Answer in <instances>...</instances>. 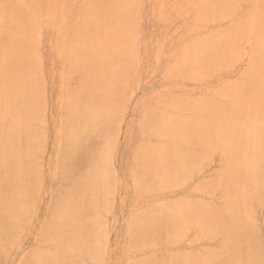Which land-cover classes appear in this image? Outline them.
Here are the masks:
<instances>
[{
    "label": "bare ground",
    "instance_id": "6f19581e",
    "mask_svg": "<svg viewBox=\"0 0 264 264\" xmlns=\"http://www.w3.org/2000/svg\"><path fill=\"white\" fill-rule=\"evenodd\" d=\"M211 1L213 0H206L207 3ZM234 1L235 0H216L214 3L211 2L212 4H208V6L215 4L217 8L215 7L216 9L213 8V10L214 9L215 11L218 10L216 14H214L215 17H217L218 15L219 16L221 15L220 17H222V14H220V12L222 13L223 11V13L225 14L224 12V10H226L225 8L227 6L233 7ZM246 1L247 0H245V2ZM133 2L135 3V0H83L82 3L77 8H75V10H73V12L70 14V20H71L70 34L66 38L67 47L65 48L68 57H67L66 63L64 64V68H63V74H62L63 87L61 89V94H60L62 96V99H61L62 101L60 100L61 104L59 107V112L56 111L57 113L60 114V118L53 121L54 129H53V135H52L53 140L51 143L52 155H50V158L48 159L49 161H51V165H50L49 170L46 171L44 175H41V170H40L41 166L37 165L35 156H36V152H38L41 149L42 142L45 140L44 132H42L41 127L37 125L38 122L40 123V126H41V123H43L42 122L43 119L40 115L42 113L41 108H42V111L44 109L43 103H44L45 98H43L44 97L43 95L44 92L42 91L43 87H41L42 85L40 86V82L42 81L39 80L41 79L39 75L40 62L38 60L36 53L34 52V49L36 48H34V45L31 40L33 33H36V32H34V29L30 25L35 15V12L32 8L38 7L41 5H39L38 3V5L34 6L36 4V0H25L24 5L21 4V0H0V242L3 244L2 245L3 250L0 249V251H3L5 253L7 250L6 251L4 250L7 247L4 245V243L9 242L6 244L7 246H9L8 244H10L11 246L12 245L11 242L14 241V239L13 241L11 240L13 238L12 233L14 231L21 232V230L19 229H21L23 222L25 221L24 222L25 224L29 222L28 221L29 219L27 218L28 216L27 213L30 211L29 213L30 216L28 217H31L32 215L31 209L33 207V204H36L34 201L35 200L34 198H37L38 196H39L40 204L37 207L38 210L35 213L36 214L35 219L32 222H31L32 220L31 219L29 222L31 224L33 223L32 228H31V233L35 232L36 235L38 236L34 240L36 241L35 243L40 242L41 244H43L46 242H60L61 243L60 246L62 247V245L66 244L68 240H70L69 242L73 243V246H76L74 244L82 242V240L87 243L89 242V240H91V238L88 237L87 230H91L89 232L92 233L93 237L95 236L93 233L95 232L94 230H96L95 228H97V231H98L99 228L96 227V225L94 226V224L97 223L95 221L97 219L93 220L95 221V223L92 221L94 224H92V222L90 221L91 218L93 217L92 219H94L95 216H92V217L90 216L86 218L88 220L90 218L89 221L91 223L88 221L87 223L90 225L92 224L94 226V227L91 226L92 228H89L90 225H87L86 221L83 222L81 212L84 209H88L92 204H93V208L96 209L97 204L93 202H96L97 200H98L97 203L100 202L101 205L103 204L101 201L104 200L103 205L104 206L107 205L105 204V202H107L106 200L108 199L106 193L109 194L108 192H111V189H112L111 188L112 184L110 183L111 181L109 182L110 185L105 183V182L108 183L107 180L110 177H108L107 175H110V174L106 173V176L108 179H104L105 182L102 181L103 179H100V178L96 179V177H98L97 174H99V177L101 178H106V176L102 175L103 172H100V170L101 169L103 170V168L99 167L100 170L98 169V165L102 166L103 164L102 165L99 163L97 164L96 161H97L98 153L100 152L99 149L104 148L103 146H105L103 144L106 142L105 135H103L104 129L107 128L108 130H110V132L107 130L109 132V133L107 132V134H109V137L111 136L110 135L111 132H113L112 134H114L117 131L115 127L113 128L109 125V124L112 125L114 124V122H117V121L115 119H112L113 121H110V117L108 119V115H109L108 113L112 112L111 110H113V106H115L114 105L115 99L117 100L120 98L123 99L124 97L122 94L119 95L120 93L118 92V89L122 88V85L120 87L122 78L118 79V76L119 75L120 77L122 76L120 72L121 70L125 68V66H127L126 69L129 67L128 64H129L130 58L128 54L126 55V52L128 53L127 50L130 49L129 48L130 42H131L130 40L133 41L134 39V38L132 39L129 38V36H131L130 35L131 33L129 31L132 26V14H133L132 12H134ZM236 3L238 4V5L236 4V7L238 9L239 7L242 9V7L244 6V5L240 6L241 4H239L238 1ZM251 4L252 3H250V5ZM136 5L137 4H135V6ZM202 5H204V3L201 4V6ZM256 7H255L256 9L254 10V16H253L255 18L253 20V23L251 24L252 25L251 28H250L251 25L250 26L247 25V23L250 24V22H247L246 19H238L240 17L237 14L238 16L236 17L237 20L236 18L232 20L233 22L232 24H230L228 27L224 29L222 28L218 32L216 31V33L214 32V35H216V37L208 34L209 36L204 35V37H198V39H195L194 41H191L188 44L185 43L186 45L184 44L185 46L183 47H185L188 54L185 56L184 59L179 58L177 56L178 58L177 60L174 59L176 61L173 62L174 63L173 65L178 64L179 66L182 67L181 69L182 71L184 70L189 71L188 73H191L190 71L192 70L194 71L196 68L198 67L200 68L205 65H208L209 67L211 66L210 69H212L216 67L218 63L225 60L226 58L233 55L234 53L236 55V52H238L239 46H240L239 44H237L238 39L246 40L245 43L247 42V40L250 43L253 42L252 45L254 47L250 46V48L251 47L252 48L249 50V52L250 51L258 52L262 55L259 57V59L249 61V65L245 68L243 73H239L240 76L238 75L239 77H241V80H237V82L235 81L234 83L232 82L230 85L224 88L221 87V89L222 88L223 89L220 90V94H223L224 96L228 97V101L226 103L215 100L212 97L209 98V97H204V96L199 97L192 102L187 101L186 103L187 112L183 116L185 117L184 122L181 125L178 124L180 127L182 126L180 128L182 130H179L178 125L174 126L176 122L172 118H170V120H172L170 121L166 117L167 115L163 116V114H165L166 112L164 113V111L163 112L161 111L163 113L161 114V112L159 111V113L162 115V118H161L159 116L160 114H158V112L154 110L153 113L156 115V117L159 116V118L162 119V121L159 120L161 122V126L155 124L159 127V129L156 127L158 131L162 129V132H174V133H179L182 135H180V138L175 140L176 141L175 143L168 142L170 143L169 145L165 144L166 146L165 148H167V151L164 152V154H159L158 156H160V158H158L157 156L156 158H152V160L148 162V164L142 170L143 173L141 174V178H140L142 179V183L141 182L138 183V185H140L141 187L146 182H148L149 184L153 182L154 184H156L155 189L156 188L158 189L159 187L161 189H165L167 187L166 181L168 177L171 178L172 176L171 179L168 178L169 180L172 181L173 178L179 179L180 175L187 173V171H191L195 168L200 169V166L203 164V162L205 160H208L209 158L211 159L212 158L211 156L214 154L215 151H217L224 158V162L222 161L224 163L222 171L220 173V176L218 175L219 177H221L218 184L220 185L224 184L225 191H228L229 194L232 195L231 199L230 200L228 199L229 201L223 208H218L215 206L218 209L216 208L211 209L210 206H208L207 208V205L204 206L203 204L200 203L202 199H200V201L198 200L201 205L200 207H197L199 203H197L198 205L194 203L195 206L193 205L192 201L191 203H189L190 200H188V203L185 201L187 204L184 202H181L182 207L178 205L176 200L173 201V203L171 202L172 200L171 201L169 200L170 202L166 201L167 203L165 201H159L158 204H160V202L164 203L165 205L164 204H161V205H163L165 209L167 208V211H169L168 212L169 214L164 213L163 208L156 207L158 208L157 210L161 212V213L159 212L161 216L158 214V211H156L155 208H153V210L152 208H148L149 210H152V211H149L147 208H146L147 210L140 209L139 210L140 213H138L139 215L134 217V219L138 223L133 222V224L135 223L138 225L136 227L131 225L132 230L130 229L132 233H134L133 234L134 237L138 235V238L143 239V242H144L146 238L151 239L150 237L154 236L152 235L153 234L152 229L159 228L161 229V232L158 231L159 229L154 230L153 231L154 233L155 231H157L158 233V234L155 233V235L158 236V239H156L157 237L154 236L152 237L151 242L148 241L147 243L146 242L147 240H146L144 244L137 237L133 239V235H130L132 237V239L130 238V242H132V244H134L135 247H139V246L141 247V244L143 246H147V244L151 245L152 242L155 243L157 240L158 241L157 243H155V245L159 246L160 241L162 240L164 241L163 239L164 237H161L162 230H163L164 235L166 234L171 235V237L166 236V237H169L170 239L172 238V234H170V232L174 233V231L172 230L171 231L168 230L170 232L166 230L168 229V227L166 228L165 226H169L166 223H170V222L173 223L174 220L176 223L179 220L180 223L179 222H177L178 224L173 223L178 227L181 226L180 228H177V230L179 231L181 228H183L182 226L185 225V223L188 222L187 224H189L190 220L193 219L194 224L198 222L200 225H202L206 229L205 230L206 235L209 234L208 232L210 231H215L214 236L217 235V232L220 233L219 235L222 236L221 238L222 244H220L221 248H219L218 250L214 248L215 251L213 250L214 253L211 252L212 254L208 255L209 258L202 260V261H199L200 260L199 259L198 260L199 263L196 258H192V260H194L195 263H191V264H243V263L245 264L246 262H247L246 264H262L263 263V262L262 263L259 262L260 257H258V251H257V249L259 250V248H257L259 237L256 234L257 231L255 229V226L252 220V214L250 213L253 211L254 208L256 209L259 204L264 203V88H263L264 86V0H257ZM233 8H235V6ZM231 10L233 11V9H230L229 12L232 13ZM237 10H235L236 13L237 12L240 13ZM243 10H245L244 7H243ZM245 11L247 13L250 11L251 13L252 9H249V10L246 9ZM229 12H228V15L231 14ZM195 13L196 11L194 12V16H195ZM204 13L205 12H203L202 14ZM134 14L137 15V13H134ZM206 14L209 15L208 13H205V15ZM204 18H206V16ZM210 19H215V18L210 17ZM218 19L220 20V18ZM221 19L224 20L226 19V17L221 18ZM199 20L201 21V19ZM227 20H228V17H227ZM204 21L207 22L206 20ZM210 22H212V20H210ZM58 31L60 33L59 29ZM57 34L58 33H56V35ZM35 40L36 39H34V41ZM245 43L243 42V45ZM245 45H247V43ZM247 46H249V44ZM157 49L159 50V47ZM242 50H244V48ZM130 51L131 49L129 50V53H131ZM61 52L63 51L61 50ZM243 54L246 56L245 53ZM241 55L242 54H240L239 56ZM242 56L240 58H242ZM154 57L158 58V56H154ZM169 57H173V56L169 55ZM180 57H183V56H180ZM232 58L235 59L236 57L232 56ZM232 58H230L231 61H232ZM133 59L131 57V60ZM132 62L134 63V61ZM222 66L223 65H221V68ZM168 68L169 67H167V69ZM164 69L166 70V68ZM177 69L179 68H176L175 71ZM122 72L125 73L126 71H122ZM166 72L168 71L166 70ZM173 72L171 73L173 74ZM177 73L179 72L177 71L176 74ZM188 73L183 74L180 72L179 74L187 75ZM182 75H178V76H180L181 78L183 77ZM201 75L202 74H199L198 78ZM243 77H246V78L243 79ZM129 81L128 82L122 81V83L125 82L128 85ZM205 81L206 80H204L203 82ZM244 92H246V96L243 98L241 97V94H243ZM118 95L120 96V98L119 97L117 98ZM217 96L218 94H216V97ZM173 98H175V96ZM180 98L181 97L177 99L179 100ZM177 99L176 101H178ZM123 100H125V97ZM167 101H168V105L165 104L164 102H160V103L164 104V106L167 105L170 108L172 106L171 104H174L173 103L174 100L168 99ZM169 102L171 104H169ZM182 103L183 102L181 101V104ZM176 106L177 105L174 104V107ZM117 107L118 106H116V108ZM172 109H178V108H172ZM188 110H189V113H188ZM119 111H121V108ZM146 112L149 113L150 111H146ZM173 121L175 123L171 125ZM148 122H150V120ZM160 122L158 124H160ZM107 125H109L111 128L109 129ZM115 126L118 127L117 124ZM147 130L145 129L144 131H147ZM152 131L154 130L152 129ZM144 135L146 134L144 133ZM148 136H151V134H149ZM114 137L115 136H113L112 138ZM157 139H159V137ZM110 141H111V138H110ZM144 142L141 145L139 144L138 146H142L143 144H144L143 146H147L145 145L147 141L145 143ZM158 143L156 142L153 144L158 145ZM151 144H148V145L151 146ZM109 145H111V142ZM140 150L142 151L143 148H141ZM156 154L157 153H155V155ZM134 156H136V154ZM107 158L108 156L106 157V159ZM109 161H110V158H109ZM219 162L220 161H218L217 163ZM107 165H110V164H107ZM103 166L107 167L105 164ZM94 170L95 171L99 170L98 171L99 173L97 172L96 174ZM93 171L95 172L96 177H94ZM140 171H137V172L141 173ZM218 176L216 175L214 177H218ZM32 179L35 181V182L32 181L33 183L31 182L33 186L34 185L38 186V188L34 187L36 188V190L31 186L32 184H30V181ZM198 180H201L200 185L202 184L204 185L207 183L206 181L208 179L206 178V181L205 179H202V178ZM202 180L205 183H202L203 182ZM213 180L217 181L216 179H213ZM99 181H102L101 185L100 183H98ZM157 182L160 185H158ZM173 182H174L173 185L176 186L177 181L173 180ZM200 182L198 181L196 182L197 184L196 187L199 186ZM95 184L99 186L98 187L99 191L103 193L102 194L103 196L102 195H98L99 197L97 196L96 201L93 200V198L96 197V194H94L95 192L94 193L92 192L93 189L97 188L96 187L97 185L95 186ZM138 185L133 186V188L137 187L136 189L142 190L143 187L145 186L144 185L140 188L138 187ZM150 185L148 186L154 187V185L152 184ZM170 185L172 186L171 183ZM102 186L105 189H106V186H107V189L109 186L110 191L107 190L106 192L103 189L104 192H102L101 190L103 188ZM144 188L147 191V188L146 187ZM152 189H150L149 191H153ZM143 190L141 191L142 193H143ZM182 190L183 189H181L180 191ZM194 190L192 192H195ZM146 191L144 192L146 193ZM209 191L211 192V190ZM224 193H227V192H224ZM88 194H90L91 196H93L94 194L95 196L91 197ZM193 200L195 199L193 198ZM42 203H44L43 206H42ZM183 203L187 207L184 206ZM47 204L51 208V210L48 212H47L48 209L46 211L45 209L43 210V207ZM122 204H123V200H122ZM176 204L178 207H176ZM204 204H207V203L205 202ZM210 204L214 206V204L212 203ZM166 206H169V207H166ZM178 208L181 212L178 210ZM99 209L97 208V210ZM197 209H199V211ZM176 210L178 211L177 214H180V215L181 213L184 214V215L183 214L181 215V218H179L180 216L177 215L178 220H176L177 218L175 216ZM84 211L86 213L90 212L89 210H87L88 212L86 210ZM146 211H147L148 217L145 214ZM148 211L152 212L153 215L149 213ZM91 213L92 212H90V214ZM148 213L150 215H148ZM171 213L173 216L171 215ZM185 213L189 214L190 216H188ZM157 214L158 216L164 217V218L166 217L165 215H167L166 219H169L170 221L168 222L166 221V219L158 217ZM78 215L81 217L82 220L78 218L79 217ZM91 215H93V213ZM125 215H128V214H125ZM188 217H191V218H188ZM261 218L263 219V217ZM78 219H80V221ZM154 219L157 221H155ZM172 219H174L173 222H172ZM262 219L261 221L263 223L264 220ZM193 220H191V222H193ZM76 221L82 222L83 224L81 225L78 224L79 226L75 225L76 227L72 226L76 223ZM165 221L166 223L163 224V222ZM84 223L87 225V230H85L86 226ZM68 225H70L71 227L69 228ZM161 225L165 228L160 227ZM65 227H68L69 230ZM185 228L187 229V225ZM185 228L183 229L185 230ZM65 231L70 232V233H67ZM131 231H130V234H132ZM164 231L168 233H165ZM205 231L202 230V232H205ZM63 232L66 233L65 235L66 237L62 235ZM100 233L101 231L99 230V236L103 239V237L105 236L102 237L103 232L101 234ZM200 234H197V236H199ZM67 235H69L70 237L68 236L69 237L68 238ZM177 235L179 236V234ZM202 235L203 234H201L200 236ZM62 236L65 238H63ZM194 236H196V234H194ZM100 237L98 238V236H96L95 239L98 238L101 240ZM136 238L138 239V241L139 240L141 241V244L135 241ZM65 239L67 241H65L66 243L63 244L62 242H64ZM94 240L89 242V244L93 243V245L91 244L93 248H94V242L96 241ZM104 240L105 239H103V241ZM120 240H119V243H121ZM134 241L136 244L134 243ZM165 241H168V240H165ZM261 241H262V238H261ZM98 243H102V240L101 242L98 241ZM162 243L164 244L165 242H161V244ZM82 245L85 246V243ZM152 245L154 246V244ZM60 246L58 247L59 248L58 250L60 249L61 251L64 250V248L63 247L61 248ZM69 246H72V245H69ZM97 246L101 248L100 245H97ZM262 246H259V247H262ZM34 247L36 248L35 245ZM88 247H90V245H88ZM37 248L38 250H42V247H37ZM131 248H132V245H131ZM54 249L56 250V248ZM86 249H87V246L85 250ZM102 249L103 248H101L100 250ZM132 249H134V246ZM206 249L209 250L208 248ZM32 250L34 252L35 249H32ZM200 250H202V248ZM49 251L48 250L46 251L48 256L46 253H43L44 251L43 252L41 251L42 252L41 255L43 256L44 254L46 255L44 256V261L46 259L45 264H53L54 260L56 259L57 261L55 262L60 263V264L62 262L61 260H64L65 263L63 264H73L74 262H69V261H73V259L79 260L75 262L76 264H81L80 262L83 263V261L77 257L78 253L76 251L75 252L77 253V255L73 252V254H75L76 256L75 258L74 257L72 258L73 254L70 253L71 260L69 261L68 259L70 258H67V260L65 261V258H66V257L64 258L65 254L63 255L64 259H62L61 254H59V257H61L60 259L58 257V253H60L61 251H55L54 254H56L57 257L55 255L56 257L55 259L52 256L54 258V259L52 258V261H53L52 262L48 260L49 258L47 257L51 256V253L53 251H50V252ZM210 251L211 250H209V253ZM66 252L69 253V251H66ZM82 252L83 251H81V253ZM98 252L101 253L100 251ZM195 252H198V250H195ZM38 253H37L38 254L37 256L41 257L40 252ZM83 253L85 254L87 252H83ZM88 253H92V252H88ZM99 253H97V255H99ZM180 253L181 252H179V254ZM167 254L168 256L169 255L172 256L173 252L171 253L169 252ZM155 255L158 256V254H155ZM82 256L85 257V255L83 254ZM151 256L149 259H151L152 261H149V259L145 260L143 257L142 260L141 259L133 260L129 262L128 264L133 263V262L134 264L136 263L137 264H144V263L150 264V262L152 264H155L156 262H154V260L159 262V263L157 262L156 264H164V263L167 264V262L169 261L173 264V262H175L178 258L175 256L176 259L175 257L173 259L170 256L168 259L169 261H168L167 259L163 260V257L161 256V254H160L161 257H159V260L156 259L155 257L152 258ZM31 257L33 258L34 256H31ZM40 257H38V259ZM42 258H40L39 261H42ZM26 259L28 260L29 263L26 262L27 261ZM26 259L25 261H22L24 262V264L25 263L26 264H37L33 262L31 258H30L31 260L29 259V257L27 258V256H26ZM178 259L179 261L182 259L183 262L180 261V263L182 262L183 264H185L186 262L187 263L191 262V260L187 258H184V259L178 258ZM139 260L143 261V263ZM172 260H175V261L172 262ZM22 262L21 264H23ZM177 262H175L174 264H177Z\"/></svg>",
    "mask_w": 264,
    "mask_h": 264
},
{
    "label": "rangeland",
    "instance_id": "374dc122",
    "mask_svg": "<svg viewBox=\"0 0 264 264\" xmlns=\"http://www.w3.org/2000/svg\"><path fill=\"white\" fill-rule=\"evenodd\" d=\"M82 1L83 0H40V1L36 0V4L34 6L38 5V3L41 6H38V7L33 6L34 8H32L35 12V15H34L33 20L31 21V24L30 23L29 24L32 26V28L34 29V32H36V33H33L31 40H32V43L34 45V48H36V49H34V52L36 53L38 60L40 62L39 75H40L41 79H39V80L42 82H40V81L39 82H40V86L42 85L41 87H43V90H42L44 92L43 98H45L44 103H43L44 109L42 111V108H41L42 113L40 115L43 119L42 120L43 123H41V126H40L39 122L37 124L39 127H41L42 132H44V137H45L44 141L45 142L44 141L42 142L41 149L38 152H36V156H35L37 165L41 166V169H40L41 175H44L45 172L48 171L50 168L51 161H49L48 159L50 158V155H52L51 143L53 140V136H52L53 135V129H54L53 121L60 118V114L57 113L56 111L59 112V107H60V104L62 101L61 100L62 96L60 94H61V89L63 87V81H62L63 68H64V64L66 63L67 57H68L65 48L67 47L66 38L70 34V27H71V25H70V22H71L70 14L73 12V10H75V8H77L82 3ZM139 1L135 0V3L133 2V4H134L133 5V11L134 12H132L133 13L132 14V26H131V29L129 31L131 33L130 35L132 36V37L129 36V38L130 39L134 38L133 41L130 40L131 42H130V46H129V48L131 49L130 52L133 55L131 53H129L130 49H128L127 50L128 53L126 52V55L128 54V56L130 58V59L128 58L130 65L128 64L129 67L127 69H126L127 66H125V68L123 70H121L120 74L123 77L122 76L120 77V75L118 76V79L122 78L121 79L122 81L128 82L130 80L128 85L125 82L122 83V81H121L120 87L122 85V88H120V89H122V90L118 89V92L120 93L119 95L122 94L125 97V100H123L124 97H123V99H121L119 95L117 96V98L119 97L120 99L117 100V99H115L116 98L115 97L114 98L115 99V101H114L115 106L112 105L114 111L110 109L112 112L109 110L111 113H108L109 114L108 119L110 117V121H113L112 119H115L117 121V122H114V124H112L114 126H112L111 124L108 123L111 127H113V128L115 127L117 129V131H116L117 133L115 131H114L115 132L114 134H112L113 132L110 133V135L112 137L115 136L114 137L115 139H114L111 136L109 137V134H107V132L108 131L110 132V130H108L107 128L104 129L103 135H105V141L106 142L103 143L105 145V146H103L104 148L99 149L100 152L98 153V157H97V161H96L97 164L98 163L101 165L105 164L107 166V167H105L103 165L102 166L98 165V169H99V167L100 168L102 167L103 168V170L101 169L102 171L99 169L100 172H103L102 175L106 176V173L110 174L107 176L110 177L109 179H111V180H109L107 178V176H106V178L99 177V174H97V172L99 170H97V171L94 170L96 172V174L98 175V177H96V174L93 171L94 177H96V179L97 178L103 179L102 181H104V179H108L107 180L108 183L105 181L104 182L106 184H109V185H110V183L112 184L111 192H108L110 195L106 193L108 199L106 197L107 202H105V204H107L108 206L103 205L104 200L103 201L99 200L103 203L102 204L103 206L101 205L100 202L97 203L98 202V200L96 199L97 196L102 195L103 193H101L99 191V189H98L99 186L97 184H95V186L97 185L96 186L97 188L93 189L92 192L93 193L95 192L94 194H96V197L93 198V200H95V201L97 200V201L96 202L92 201V202L96 203L97 207L94 206V207H96V209L93 208V204H92L89 208L87 207L88 209H84L86 211L87 210L90 211V209L92 207L93 211L91 209L90 212H92L93 215H91L92 213L90 214V212H88V211H87L88 213H86L84 210L81 212L83 222H85V221H86V223H87V221L92 222L93 220L97 219V220H95L97 223H95V221H93L95 224L92 222V224H94V226L96 225V227L99 228L98 231H97V228H95L96 230H94L95 232H93L95 235L94 237L92 236V233L89 232L91 230H87V225H90V224L87 223V225H86L84 223L86 226L85 230L88 231V233H87L88 237L91 238V240H89V242L93 241L96 238V236H98V238L100 237L99 236V230L101 231V233L103 232L102 237L105 236V237H103V239H105V240L103 241V239L100 237L102 240V243H98V241L101 242V240L97 238L98 239V241H97V239H95L96 241L94 240L95 242H94V248H93V246H91V244L93 245V243L89 244V242L87 243V242H84L82 240V242H79V243L76 242L77 244H74L77 246L76 247V246H73V243L69 242L70 240H68V242L66 243L65 241H67V240L65 239L64 242H62L63 244L66 243V244L62 245V247L64 248V250H62V251H61V249L58 250L59 249L58 247L61 245L60 242H46L43 244H41L40 242L35 243L36 241H34V240L38 236L36 235L35 232L31 233V228H32L33 223L31 224L29 222L31 219H32L31 222L35 219V216H36L35 213L38 210L37 207L40 204V200H39V196H38L37 198H34L35 199L34 201L36 204H33V207L31 209V211H32L31 217H28V216H30V214H29L30 211L27 213V215H28L27 218L29 219L28 220L29 222L26 223L27 225L24 223L25 222L24 221L21 229H19V230H21V232L14 231L15 233L14 232L12 233L13 238L11 237L12 238L11 240L13 241V239H14V241L11 242V244H12L11 246H10V244H8L9 246H7L6 243H9V242L4 243V245L8 249L7 248L5 249V247H4V249H5L4 251L7 250L5 253L3 251H0L1 252L0 257H1V259H3V260L0 259L1 260L0 262H2L0 264H21L22 261H25L26 256H27V258L29 257V259L31 258L33 260V262H35L37 264H43V262L45 264L46 259L44 261V256H46V255L44 254V256H43V255H41V253L44 251L43 253L47 254V252H46L47 250L53 251L51 253V256L47 257V258H49L48 260H50V261H52L53 257L56 259L57 255L54 254L55 251H61L60 253H58V257H59V254H61L62 259H64L66 257L65 261L67 260V258H70V259H68V261L71 260V254L70 253L73 254V252H74L76 255L78 253L77 257L83 261V263L80 262L81 264H126V263L128 264L129 262H131L133 260H138V259L142 260L143 257L145 260H147L150 258L151 255H152L151 256L152 258L155 257L158 260H159V257H161V256L163 257V260H166V259L168 260L171 255L168 256L167 253L173 252V255L174 254H176V255H174V256L172 255L171 258L174 259L175 256L178 258H183V259L187 258V259L191 260L190 263L188 262L189 264H191V263H195L194 260H192V258H196L197 261L199 259H200L199 261L205 260V259L209 258V256H208L209 254L211 255L212 253H214V251H215L214 248H216L217 250L219 248H221L220 244H222V239H221L222 236L219 235L220 233L217 232V235L215 234L216 236H214L215 231H210V232H208L209 234L206 235L205 234L206 229L202 225H200L197 221H196L197 223L194 224L193 219H191V220H193V222H191V220H190L189 224H187L188 223L187 222V223H185V225L182 226L183 228H185L187 225V229L185 228V230H184L183 228H181L178 231L177 228H180L181 226L178 227L175 225L177 222H179L177 215H179L180 216L179 218H181V215L183 213H181V215L177 214L178 211L176 210L175 216L177 218L176 220H178V221L175 223V220L172 219V222L174 220L173 223H175V224H173L171 222L166 223V221H168V222L170 221L169 219H166L167 215H165L166 216L165 218L160 217L161 212L159 210H157L158 208H163L164 213L169 212V211H167V208L165 209V207L163 205H161L164 203L160 202V204H158L159 201H165V202L167 201L168 202L169 200L170 201L172 200L171 202L173 203V201L176 200L178 205L181 206V202H184V203L187 202L188 203V200H190L189 203H191V201H192L193 205L195 206V204L199 203L200 199H202L200 201V203L203 204L204 206L207 205V208H208V206H210L211 209H214L216 207L223 208L227 204V202L231 199L232 195L229 194L228 191H225L224 184H221V185L218 184V182L220 181V178H221L219 176H220V173H221L223 165H224V163H223L224 158H223V156H221V154H219V152L215 151L214 154L211 156L212 160L210 158H209L210 160L209 159L205 160L203 162V164L200 166V169L195 168L191 171H187V173H185L186 175L185 174L180 175V177L182 176L181 179H180V177H179V179L177 178L178 175L176 177L177 179L173 178V180L177 181L176 186L173 185V183H174L173 180L172 181L169 180L172 178V176H171V178L168 177L169 179L167 178V181H166L167 187L166 188L164 187L165 189H161L159 187L161 190L159 188L158 189L156 188L158 191L155 189L156 184H154L153 182H151L150 184L154 185V187H149L148 185H150V184L148 182H146L147 184L146 183L144 184L145 186L142 185V186L147 188V191H146V189L143 187V189H145V190L142 189L143 193L141 192L142 191L141 189H136L137 187L133 188V186L138 185V183H140V182L142 183V179H140L141 174L143 173L142 170L145 168V166L148 164V162L150 160H152V158H156L159 154H164V152L167 151V148H165L166 147L165 144L169 145L170 143H173V142L175 143L176 142L175 140L180 138V135H182V134L174 133V132H162V129H160L159 131L157 130V128L159 129V127L157 125L161 126L160 121H162V119H161L162 118L161 114H163L162 112L164 111V113L166 112L169 114L168 115L165 113V114H163V116L167 115L166 117L169 120H170V118H172L176 123L173 121L171 125H173L175 123L174 124V126H175L178 124L181 125L184 122L185 117H183V116L187 112V107H186L187 101L192 102V101L196 100L197 98L204 96V97H209V98L212 97L215 100L226 103L228 101V97L224 96L223 94H220V90H222L224 87L230 85L232 82L234 83L235 81L237 82V80H241V77H239L240 76L239 73H243L245 68L249 65V61L259 59V57L262 55L258 52H253V51L249 52V50L252 48V47L250 48V46H253L252 45L253 42L250 43L247 40L246 43H247V45L249 44V46H247V45H245L246 40H244V39L239 40L238 39L237 44H239L241 46V48L239 46V50H238V52H236L237 56L234 53L233 55L226 58L227 60L225 59V60L221 61L223 64L221 62L218 63L219 65L217 64V66H216L217 68L214 67V68L210 69L211 66L209 67L208 65H205V66L200 67V68L198 67L194 71L193 70L190 71L191 73H193V74H191V73H188L189 71H186L184 69H183L184 71H182L181 70L182 67L179 66L178 64L173 65L174 64L173 62L176 61L178 57L184 59L185 56L188 54L185 47H183V46H185L186 44H188L191 41H194L195 39H198V37H204V35L209 36L208 34H210L211 36L216 37V35H214V32L216 33V31L218 32L222 28L224 29V28L228 27L230 24H232L233 23L232 20H234L236 17H238L237 14L240 17L238 19H246L247 22H250V24L247 23V25L250 26L253 23V20L255 18L253 16H254V10L257 8L256 7L257 0H247L246 2H245V0H235L234 6L236 9L233 8L234 6L233 7L230 6L231 8L229 6H227L225 8L226 10H224L225 14L223 13V11H222V13L219 11L220 14H222V17H220L221 15L220 16L218 15L217 17H215L214 14H216V12L218 11V10L215 11V9L217 8L215 4L208 6V4H212L211 2L214 3L216 0H213V1L208 2V3L206 2V0H196V1L195 0H139ZM158 1H160V2H158ZM237 1L239 2V4H241L240 6L244 5L243 7L245 8V10L246 9L247 10L252 9L253 13L252 12L250 13L251 10L247 13L245 10H243V7H242V9L239 7V9H238L236 7ZM248 1H250V2H248ZM198 2H199V4H198ZM24 3H25V0H21V4L24 5ZM203 3H204V5L201 6V4H203ZM250 3H252V4L250 5ZM135 4H137L138 7H137V5L135 6ZM206 4L208 7L206 6ZM213 8H215V9L213 10ZM229 8L233 9L235 14L232 10H231L232 13L229 12V10H230ZM197 10L200 12H198ZM235 10L239 11L240 13H238V12L236 13ZM195 11H196V13L194 16ZM202 11L205 13H208L209 15H207V14L205 15V13L202 14L203 13ZM211 12H213V13H211ZM228 12L231 13L232 15L229 14L230 15L229 16ZM134 13H137V15ZM210 13L213 14L214 16L211 15ZM201 16L202 17L206 16V18H204V17L202 18ZM210 17L215 18V19H210ZM224 17H226V19L222 20L221 18H224ZM227 17H228V20H227ZM218 18H220V20ZM136 19H138V20H136ZM199 19H201V21ZM203 19L206 20L207 22H205ZM210 20H212V22H210ZM236 20H237V18H236ZM251 27H252V25L250 26V28ZM58 29L60 30V33H59ZM199 32H200V34H199ZM56 33H58L59 35L58 34L56 35ZM34 39H36V40L34 41ZM252 41H253V39H252ZM243 42L245 43L244 45H243ZM158 47H159V50L157 49ZM181 48L184 50H182ZM243 48H244V50H242ZM61 50L63 52H61ZM241 50H242V52H241ZM156 51H157V53H156ZM172 52H174V53H172ZM243 53H245L246 56ZM240 54L243 55V56L241 55L242 58H240L241 57V56H239ZM165 55H167V56H165ZM169 55L173 56V57H169ZM154 56H158V58L154 57ZM180 56H183V57H180ZM232 56L236 57L235 58L236 60L233 59ZM131 57H132V59L133 58L134 59L131 60ZM230 58H232V61ZM174 59H176V60H174ZM132 61H134V63ZM134 65H135V67H134ZM221 65H223L222 68H221ZM164 66H166V67H164ZM172 66H174L175 68ZM218 66H220V67H218ZM167 67H169L168 68L169 70L167 69ZM164 68H166V70L168 72H166V70ZM176 68H179V69H177L175 71ZM208 68L210 69V71ZM156 69H158V70H156ZM122 71H126V72L124 73ZM177 71L179 73L181 72L183 74H186V73H188V74L187 75H182L179 73L176 74ZM171 72H173V74ZM204 73H205V75H204ZM199 74H202L200 76L201 78L200 77L198 78ZM178 75H182L183 77L180 78V76H178ZM127 76H129V77H127ZM184 76L185 77L187 76V77L185 78ZM174 77H175V79H174ZM245 78L246 77H243V79H245ZM197 79H198V81H197ZM204 80H206V81L203 82ZM221 87H223V88L221 89ZM263 88H264V86H263ZM215 93L218 94L217 97H216ZM174 96H175V98H173ZM245 96H246V92L241 94V97L244 98ZM142 97H143V99H142ZM179 97H181L179 100H181L183 102L182 104H181V101H179L177 99ZM224 97L227 99H225ZM163 99H164V101H163ZM166 99L167 100L168 99L174 100L173 103L177 106L174 107V104H171L169 102V104L172 105L169 108L167 106L168 101ZM176 99L179 102L176 101ZM158 102H159V104H158ZM160 102H164L167 105L164 106V104H162ZM122 104H123V106H122ZM116 106H118L119 109H118V107L116 108ZM120 108H121V111H119ZM172 108H178V109H172ZM154 110L156 112H158V114H160L159 111L160 112L162 111L161 114L159 115L161 118H159V116L156 117V115L153 113ZM146 111H150L152 113H150V112L147 113ZM115 112H117V113H115ZM188 113H189V110H188ZM153 115H155V116H153ZM144 116H146V117H144ZM149 120L152 123L148 122ZM170 121H172V120H170ZM159 122H160V124H158ZM116 124L118 127L115 126ZM155 124H157V125H155ZM109 125H107V126L110 129L111 127ZM181 127L178 125L179 130H182V129H180ZM141 129H143V130H141ZM145 129L146 130L150 129V130L144 131ZM152 129L154 131H152ZM144 133L146 135H144ZM149 134H151V136H148ZM158 137H159V139H157ZM110 138H111V141H110ZM148 138H149V140H148ZM107 139H109V140H107ZM109 141L111 142V145H109L110 144ZM144 141L145 142L147 141V143L149 141L148 144L152 143L151 146L148 145L147 143L145 144L147 146H143L144 144L142 146H138L139 144L141 145ZM156 142L157 143L159 142L160 144L159 143H158V145L153 144ZM168 142H170V143H168ZM106 143H107V145H106ZM141 148H143L142 151L140 150ZM118 150H120V151H118ZM157 150H159V151H157ZM135 152H137V153H135ZM155 153H157V154L155 155ZM135 154H136V156H134ZM106 155L108 156L107 159H106V157H107ZM138 155H140V156H138ZM118 156H120V157H118ZM109 158H110V161H109ZM132 158H133V160H132ZM158 158H160V156H158ZM103 160H105V161H103ZM107 161H108V163H107ZM218 161H220L221 163L220 162L217 163ZM102 162H104V163H102ZM107 164H110V165H107ZM138 165H140V166H138ZM141 165H142V167H141ZM105 169H107V170H105ZM31 170H32V168H31ZM137 171H140L141 173H139ZM216 175L217 176L219 175L218 176L219 178L214 177ZM200 178L205 179V181L207 178L209 180V181L208 180L206 181L208 184L206 183L204 185L203 184L200 185L201 180H198ZM213 179H216L217 181H215ZM32 181H34V180L32 179L30 181V184L33 183ZM102 181H99L98 183H100V185H101ZM197 181L200 182L198 187H196ZM170 183L172 184V186L170 185ZM202 183H205V182L203 181ZM214 183H215V185H214ZM157 184H158V182H157ZM209 184L210 185L213 184V185L210 186ZM158 185H160V184H158ZM169 185H170V187H169ZM31 186L33 188L34 187L38 188V186H36V185L33 186V184ZM70 187H71V185H70ZM138 187H140V185H138ZM36 188H34V189L36 190ZM148 188H150V189L154 188L155 190L152 189L153 191H149L150 189H148ZM192 188H194V189L196 188V189L194 190ZM197 188H198V190H197ZM103 189L107 192V190H109L110 188H109V186H108V189H107V186H106V189L103 187L101 189L102 192H104ZM181 189H183V190L180 191ZM201 189H203V190H201ZM215 189H216V191H215ZM112 190H113V192H112ZM193 190L195 192H192ZM209 190H211V192L213 190V192L211 193ZM144 191H146V193ZM224 192H227V193H224ZM94 194H93V196H91L90 194H88V195H90L91 197H94L95 196ZM193 198L196 200V202H195V200H193ZM217 198H218V200H217ZM122 200H123V204H122ZM108 201H109V203H108ZM202 201L204 203L206 202L207 204H204ZM209 201H211V202H209ZM224 202H226V203H224ZM174 203H176V202H174ZM200 203H199V205L197 204L198 206L197 205L196 206L200 207L201 206ZM210 203L214 204V206L211 205ZM219 203H221V204H219ZM43 205H44V203H42V206ZM98 205H99V207H98ZM184 206H186V205L184 204ZM191 206H192V204H191ZM156 207H158V208H156ZM166 207H169V206H166ZM176 207H178L177 204H176ZM97 208L98 209L100 208V209L97 210ZM146 208L147 209L152 208V210H153V208H155V210L158 211V214L160 215V216H158V214H157V216L160 218L166 219V221L163 222V224L166 223L169 225V226H165L166 228L168 227V229H166V230L167 231L172 230V231H174V233H171L170 231H168V232H170V234H172V238L170 239L169 237H166V236L171 237V235H169V234L164 235L163 230H162L161 237H164L163 238L164 241L159 240L160 241L159 246L155 245V243H157L158 240L155 243L152 242V244H154V246L151 243H150L151 245L147 244V246H143L141 244V241L143 242V239L138 238V235H136L135 237H137L138 239L141 240V241L140 240L138 241L137 238L135 240L141 244V247L139 246L140 247L139 248V247H135V245L132 244V242H130V238L132 239V237L130 235L134 234V233H132L131 228H132V226L136 227L138 225L135 223L133 224V222L138 223L134 219V217L139 215L138 214V213H140L139 210L140 209L141 210H143V209L147 210ZM218 208H216V209H218ZM260 208H262V209H260ZM44 209H45V211L48 209L47 212L51 210V208L48 206V204L43 207V210ZM256 209L254 208L253 211L250 213L252 214V220H253L255 229L257 232H259V233L256 232L257 236L259 237L258 238L259 242H258V247H257V248H259V250L257 249L258 257H260L259 262H261V263L263 262L262 264H264V226H263L264 221H263V223L261 221V219H262L261 217H263L262 220H264V203L259 204ZM152 210H149V211H152ZM170 210H172V209H170ZM178 210H179V208H178ZM194 210H196V209H194ZM197 210L199 211V209H197ZM94 212H96V213H94ZM149 213L152 214V212H149ZM149 213H148V215H150ZM173 213H174V211H173ZM187 213H185V214H187ZM125 214H128V215H125ZM145 214L147 216V211ZM171 215H172V213H171ZM187 215L190 216L189 214H187ZM90 216L91 217L95 216V217H94V219H92L93 218L92 217L91 220L89 218V220H90L89 221L86 218H88ZM125 216H127V217H125ZM132 217H133V219H132ZM78 218L81 219L80 216ZM188 218H191V217H188ZM80 219H78V220L80 221ZM130 219H132V220H130ZM129 220H130V222H129ZM155 221H157V220H155ZM255 222H257V223L259 222V223L257 224ZM28 224H29V226H28ZM78 224L81 225L83 223L76 221V223L72 226L76 227ZM92 224L90 225L89 228L94 227ZM191 224H193V225H191ZM68 227L70 228L71 226L68 225ZM68 227H65V228L68 229ZM160 227L165 228L162 225ZM200 228L205 232H202V230ZM158 229L155 228L152 230L154 231V230H158ZM182 229L187 233H185ZM70 231H71V229H70ZM130 231L132 234H130ZM153 231H152L153 234L152 233L151 234L156 236L157 238L156 237L155 238L158 239V236L155 235V233H157V231H155V233ZM158 231L161 232V229H159ZM49 232H50V230H49ZM65 232H67V231H65ZM65 232L62 233L63 236L66 235ZM168 232H165V233H168ZM67 233H70V232H67ZM176 233L179 234V236ZM200 233L203 235L200 236L201 235ZM30 234H31V236H30ZM194 234H196V236H194ZM197 234H200V235L197 236ZM162 235H164V236H162ZM68 236L69 235H67V237ZM154 236H152V237H154ZM65 237H63V238H65ZM135 237L133 235V239ZM152 237H150V238L152 239ZM260 237L262 238V241H261ZM148 239L147 238L145 239V241L147 240L146 241L147 243H148V241L149 242L152 241L151 239H149V240ZM119 240L121 243H119ZM165 240H168V241H165ZM135 241H134V243H135ZM14 242H16V243H14ZM83 242L85 243V246L82 245V244H84ZM144 242H143V244H144ZM161 242H165V243L161 244ZM172 242H174V243H172ZM86 243L88 245H90V247H88V245ZM128 243H129V245H128ZM13 244H14V246H13ZM130 244L132 245V248L134 246V249L131 248ZM2 245L3 244L0 242V249L3 250ZM34 245L36 246V248L34 247ZM69 245H72L74 249L72 248V246H69ZM97 245H100L101 248H103V249L100 250L101 248ZM145 245H146V243H145ZM86 246H87V249H86L87 251L85 250ZM259 246H262V247H259ZM37 247H42V250H38ZM83 247H85V248H83ZM52 248L53 249L56 248V250L55 249L53 250ZM92 248H93V250H92ZM128 248H130V249H128ZM201 248H202V250H200ZM206 248L211 250L210 253H209V250H207ZM32 249L36 250V251L34 250L35 253L33 252ZM96 249L98 251H100L101 253H99ZM195 250H198V252H195ZM66 251H69V253ZM81 251L87 252V253L84 254L83 252L81 253ZM178 251L181 253L179 254ZM36 252L37 253L40 252L41 257L37 256L39 253L37 254ZM88 252H92V253H88ZM29 253L31 254V256H34L35 258L34 257L32 258ZM97 253H99V255H97ZM127 253H129V254H127ZM67 254L68 255L70 254L69 255L70 257ZM75 254L72 255V258L76 257ZM82 254L85 255V257L82 256ZM155 254H158V256H156ZM160 254H161V256H160ZM55 255H56V257H55ZM63 255H64V258H63ZM153 255H155V256H153ZM200 255H202V256H200ZM24 256H25V258H24ZM47 256H48V254H47ZM204 256H205V258H204ZM38 257H40V258L43 257L42 258L43 262L39 261L40 258L38 259ZM61 257H59V258L61 259ZM176 257H175V259H176ZM200 257L203 259H201ZM22 258H23V260H22ZM99 258L100 259L102 258L103 260L102 259L100 260ZM178 258L176 261L172 260V262L173 261H175V262L179 261ZM144 259H143V261H144ZM141 260H139V261H141ZM55 261H57V259L54 260V262L52 261L53 264H60V263H56ZM61 261H59V262H61V264L65 263L64 260H61ZM77 261H79V260L73 259V261H69V262L75 263ZM143 261H141V262L143 263ZM149 261H152V260L149 259ZM180 261H182V259ZM180 261L177 262V264L178 263L183 264L182 263L183 261L181 263H180ZM199 261H198V263H199ZM26 262H28V260ZM39 262H41V263H39ZM52 262H50V263H52ZM154 262L157 263L158 261L154 260ZM175 262H173V264ZM184 262H185V260H184ZM22 263L24 264V262H22ZM169 263H171V262L170 261L167 262V264H169ZM188 263L186 262L185 264H188ZM130 264H134V262L130 263ZM150 264H152V263L150 262Z\"/></svg>",
    "mask_w": 264,
    "mask_h": 264
}]
</instances>
